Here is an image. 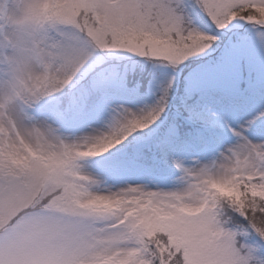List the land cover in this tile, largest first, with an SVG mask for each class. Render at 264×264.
Here are the masks:
<instances>
[{
	"label": "snow or ice",
	"instance_id": "obj_1",
	"mask_svg": "<svg viewBox=\"0 0 264 264\" xmlns=\"http://www.w3.org/2000/svg\"><path fill=\"white\" fill-rule=\"evenodd\" d=\"M0 264H264V0H0Z\"/></svg>",
	"mask_w": 264,
	"mask_h": 264
}]
</instances>
